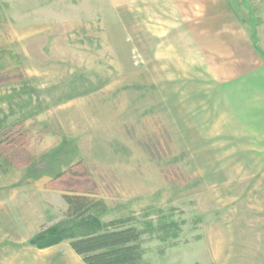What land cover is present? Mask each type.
<instances>
[{
  "label": "rangeland",
  "instance_id": "1",
  "mask_svg": "<svg viewBox=\"0 0 264 264\" xmlns=\"http://www.w3.org/2000/svg\"><path fill=\"white\" fill-rule=\"evenodd\" d=\"M225 1L264 54V0ZM167 12L0 0V264H84L29 244L64 195L144 231V264H264V60L175 67Z\"/></svg>",
  "mask_w": 264,
  "mask_h": 264
},
{
  "label": "crops",
  "instance_id": "2",
  "mask_svg": "<svg viewBox=\"0 0 264 264\" xmlns=\"http://www.w3.org/2000/svg\"><path fill=\"white\" fill-rule=\"evenodd\" d=\"M110 2L115 8L134 6L137 9L151 6L165 7L168 12L172 11L175 24L180 25L174 37L179 41L178 52L169 53L174 57V64L177 63L175 67H226L219 68L217 72H235L233 76H237L234 78L217 83L221 88L233 85V82L239 81L237 78L249 71V67H256L252 65L255 59L264 60L251 37L247 39L244 36L246 33L239 17L225 0H110ZM161 21V16L154 20ZM246 40L251 44L250 48Z\"/></svg>",
  "mask_w": 264,
  "mask_h": 264
},
{
  "label": "trees",
  "instance_id": "3",
  "mask_svg": "<svg viewBox=\"0 0 264 264\" xmlns=\"http://www.w3.org/2000/svg\"><path fill=\"white\" fill-rule=\"evenodd\" d=\"M63 199L68 206L64 219L31 239V246L45 250L69 242L84 264H144V231L125 227L126 221L102 223L99 215L106 212L102 201L76 195Z\"/></svg>",
  "mask_w": 264,
  "mask_h": 264
}]
</instances>
